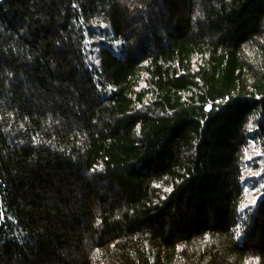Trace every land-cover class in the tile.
<instances>
[{
	"label": "trees",
	"instance_id": "16d2710c",
	"mask_svg": "<svg viewBox=\"0 0 264 264\" xmlns=\"http://www.w3.org/2000/svg\"><path fill=\"white\" fill-rule=\"evenodd\" d=\"M0 264H264V0H0Z\"/></svg>",
	"mask_w": 264,
	"mask_h": 264
}]
</instances>
